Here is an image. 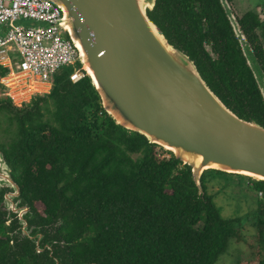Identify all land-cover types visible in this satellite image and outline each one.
I'll list each match as a JSON object with an SVG mask.
<instances>
[{"label": "trees", "instance_id": "16d2710c", "mask_svg": "<svg viewBox=\"0 0 264 264\" xmlns=\"http://www.w3.org/2000/svg\"><path fill=\"white\" fill-rule=\"evenodd\" d=\"M259 6L264 12V0ZM147 15L227 109L264 127V104L219 0H156ZM236 21L264 73V20L248 11ZM69 73L55 74L50 92L21 108L0 98V151L32 229L23 235L2 208V189L0 264H216L240 243L249 255L233 264H264L256 195L264 182L244 177L256 195L255 234L246 235L248 215L222 218L206 188V174H234L204 171L198 193L187 165L117 125L89 77L73 83Z\"/></svg>", "mask_w": 264, "mask_h": 264}, {"label": "water", "instance_id": "95a60500", "mask_svg": "<svg viewBox=\"0 0 264 264\" xmlns=\"http://www.w3.org/2000/svg\"><path fill=\"white\" fill-rule=\"evenodd\" d=\"M60 5L61 25L80 54L104 111L115 123L170 152L190 168L202 192L204 171L215 170L264 182V127L234 115L213 94L194 63L169 44L148 17L156 0H50ZM262 102L264 73L227 0H219ZM2 30H0V33ZM0 151L3 207L18 215L29 236L19 187ZM16 200V201H14ZM38 243L41 234L32 237ZM44 247L49 248L47 245Z\"/></svg>", "mask_w": 264, "mask_h": 264}, {"label": "built area", "instance_id": "2783aa9c", "mask_svg": "<svg viewBox=\"0 0 264 264\" xmlns=\"http://www.w3.org/2000/svg\"><path fill=\"white\" fill-rule=\"evenodd\" d=\"M61 19L60 5L50 0H0V98L21 108L48 94L61 71L70 69L73 83L87 75ZM19 20L32 24L18 25ZM256 195L264 203V190Z\"/></svg>", "mask_w": 264, "mask_h": 264}, {"label": "rangeland", "instance_id": "374dc122", "mask_svg": "<svg viewBox=\"0 0 264 264\" xmlns=\"http://www.w3.org/2000/svg\"><path fill=\"white\" fill-rule=\"evenodd\" d=\"M227 2L236 18L241 17L248 11H254L261 21L264 20V12L261 10L262 7L259 6V3H262L263 0H227ZM16 24L29 26L32 22L19 20ZM256 35L261 41L263 40L259 29L256 30ZM206 49L208 50L209 48L206 47ZM79 66L80 64H76L70 68L75 69ZM157 151L160 152L159 149H157ZM164 156L166 157L167 154ZM205 179L207 180V193L213 196L214 204L219 209L222 218H231L235 216L246 217L248 215L249 220L243 224L242 229L246 235H254L255 233L252 228L253 219L250 213L254 207L256 195L253 189L248 187V181H246L244 177L237 175H217L215 177H209V174H206ZM1 205L7 212L9 207H3V203ZM36 208L39 211L41 210L39 204L36 205ZM16 217L18 219V215H16ZM248 255L249 251L245 249L244 244L240 243L239 245H234L232 248H229L226 253L221 255L216 264H233L237 260L247 258Z\"/></svg>", "mask_w": 264, "mask_h": 264}, {"label": "flooded vegetation", "instance_id": "af4514ba", "mask_svg": "<svg viewBox=\"0 0 264 264\" xmlns=\"http://www.w3.org/2000/svg\"><path fill=\"white\" fill-rule=\"evenodd\" d=\"M235 18H236V17H235ZM236 20H237V18H236ZM243 36H244V35H243ZM244 37H245V36H244ZM245 39H246V38H245ZM239 47H240V46H239ZM262 47H263L262 50H263V55H264V43H263ZM18 206H21V204H19ZM33 241L36 242L35 239H33Z\"/></svg>", "mask_w": 264, "mask_h": 264}, {"label": "bare ground", "instance_id": "6f19581e", "mask_svg": "<svg viewBox=\"0 0 264 264\" xmlns=\"http://www.w3.org/2000/svg\"><path fill=\"white\" fill-rule=\"evenodd\" d=\"M84 69L87 73H90V68L88 66H85Z\"/></svg>", "mask_w": 264, "mask_h": 264}]
</instances>
